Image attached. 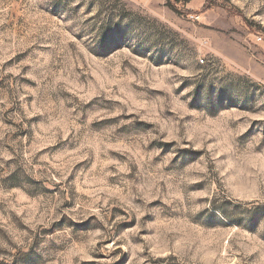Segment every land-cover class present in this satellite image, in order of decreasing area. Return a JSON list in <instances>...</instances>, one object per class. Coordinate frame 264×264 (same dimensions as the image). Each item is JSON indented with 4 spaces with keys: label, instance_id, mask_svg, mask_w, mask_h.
Segmentation results:
<instances>
[{
    "label": "rangeland",
    "instance_id": "rangeland-1",
    "mask_svg": "<svg viewBox=\"0 0 264 264\" xmlns=\"http://www.w3.org/2000/svg\"><path fill=\"white\" fill-rule=\"evenodd\" d=\"M263 49L264 0H0V264H264Z\"/></svg>",
    "mask_w": 264,
    "mask_h": 264
},
{
    "label": "built area",
    "instance_id": "built-area-1",
    "mask_svg": "<svg viewBox=\"0 0 264 264\" xmlns=\"http://www.w3.org/2000/svg\"><path fill=\"white\" fill-rule=\"evenodd\" d=\"M256 39H257V41H262L263 39H262V36L260 35V34H258L257 36H256ZM262 56H263V58H264V49H263V52H262Z\"/></svg>",
    "mask_w": 264,
    "mask_h": 264
}]
</instances>
